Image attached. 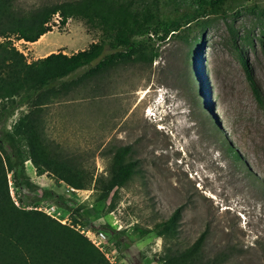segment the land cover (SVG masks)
I'll return each instance as SVG.
<instances>
[{"label": "rangeland", "instance_id": "1", "mask_svg": "<svg viewBox=\"0 0 264 264\" xmlns=\"http://www.w3.org/2000/svg\"><path fill=\"white\" fill-rule=\"evenodd\" d=\"M58 1L62 0H19L18 4ZM262 24L264 0L243 1L226 17L209 19L194 46L195 55L183 40L154 37L150 43L159 56L151 65L121 66L101 81V90L94 80L81 86L75 97L48 107L47 135L81 155L94 180L107 174L111 149L130 148L126 157L134 162V174L118 189L113 212L100 219L103 204L91 209L88 202L93 203L97 195L92 186L67 206L56 207L60 212L56 217L82 234L84 230L92 236L95 231L72 222L77 207L96 229L105 223L116 230L121 226L126 234L120 240L132 244L115 251L108 239L102 250L113 264H157L155 255L167 248L183 250L203 232L206 254L229 249L232 258L227 264H264V108L240 58L264 103ZM100 36L81 20L67 19L62 25L55 14L47 36L54 49L49 54L70 55ZM4 39L0 36V41ZM9 39L28 62L41 57L30 42L16 36ZM196 71L203 83L198 82ZM19 115L16 110L7 120V129ZM26 167L37 189L36 193L25 189L22 195L41 194L45 188L63 193V186H56L52 176L37 175L29 162ZM176 208L175 237L145 232ZM103 230L112 235L111 230Z\"/></svg>", "mask_w": 264, "mask_h": 264}, {"label": "trees", "instance_id": "2", "mask_svg": "<svg viewBox=\"0 0 264 264\" xmlns=\"http://www.w3.org/2000/svg\"><path fill=\"white\" fill-rule=\"evenodd\" d=\"M243 1L246 0H62L23 6L18 4L19 0H0V36L5 38L0 41V264H113L70 223H61L37 209L43 201L57 207L67 206V202L77 198L76 194L66 199L46 188L40 196L21 194L25 189L33 193L37 189L27 171L26 162H29L37 175L49 174L57 184L62 181L81 190L92 186L97 195L91 209L102 203L105 211L100 217H103L114 210L118 189L134 174V162L126 157L130 148L120 145L111 149L107 174L94 180L81 155L47 135L48 107L75 97L81 86L94 80L100 86L102 80L121 66L151 65L159 56L158 49L150 43L154 37L183 40L195 55L194 46L203 36L209 19L216 15L226 17ZM55 14L60 16L62 25L67 19L83 21L88 28L99 31L100 38L70 55L57 51L28 62L9 38L16 36L35 42L51 30ZM229 30L235 36L232 26ZM261 36H264V24ZM240 58L257 100L264 108L252 74L244 58ZM195 73L201 77L200 71ZM200 77L198 82L203 83ZM97 86V90L103 87ZM16 110H20V115L7 129L6 122ZM9 180L18 205L10 194ZM81 208L74 209L76 217L72 222L100 230L80 213ZM178 217L176 208L167 219L156 222L145 232L175 237ZM103 228L112 231L108 239L112 240L115 251L132 244L120 240L126 234L124 229L116 230L109 223ZM204 237L203 232L183 250L167 248L153 260L157 264H227L232 258L231 251L206 254Z\"/></svg>", "mask_w": 264, "mask_h": 264}, {"label": "built area", "instance_id": "3", "mask_svg": "<svg viewBox=\"0 0 264 264\" xmlns=\"http://www.w3.org/2000/svg\"><path fill=\"white\" fill-rule=\"evenodd\" d=\"M57 16H59L58 14H57ZM61 182V184H57V183H55L56 184V186H58V187H60V186H63V188H64V191H63V193H62V195L65 197V193H68L67 194V196L68 197H65V198H70L73 194H76V195H79V194H81V193H84V192H89V189H87L88 191H84V190H81V189H76V188H74V187H72V186H69V185H67V184H64L62 181H60ZM9 186H10V188H11V196H12V198H13V200H14V202H15V204L16 205H18V200H17V198H16V194H15V191H14V189H13V187H12V182H11V180H9ZM29 192V191H28ZM40 192L42 193V190H40ZM22 193H24V190H23V192ZM34 193H36V192H34ZM59 194H61V193H59ZM89 194V193H88ZM88 194L86 195V199H88ZM22 195V194H21ZM41 194H35V195H32V196H40ZM28 201V200H27ZM89 204V206L90 207H92V202H88ZM30 207V204L28 203V208ZM57 206H55L54 204H52L50 201H43L38 207H37V209L38 210H42V211H44V212H46V214H48V215H50V216H53L55 219H59V221L61 222V223H66L65 221H63L62 219H60V218H57L56 216H58L59 217V215H60V212H59V210H57V208H56ZM111 212H113V211H111ZM53 214H56V215H53ZM103 217H100V219H102ZM121 228V226L118 228V229H120ZM95 231V230H94ZM93 231V232H94ZM88 233H86V232H84V230H83V234H85V236L90 240V241H92V243L96 246V247H98L101 251H103L102 249L104 248V244H107V242H108V236L106 235V233L103 231V230H97V231H95L93 234H92V236H89V231H87Z\"/></svg>", "mask_w": 264, "mask_h": 264}, {"label": "crops", "instance_id": "4", "mask_svg": "<svg viewBox=\"0 0 264 264\" xmlns=\"http://www.w3.org/2000/svg\"><path fill=\"white\" fill-rule=\"evenodd\" d=\"M49 33L50 31L40 36V38L36 40L35 42H30L32 46L35 47L37 51L41 54L40 55L41 57L48 55L49 52L54 50L49 44L50 42L47 40V36Z\"/></svg>", "mask_w": 264, "mask_h": 264}]
</instances>
